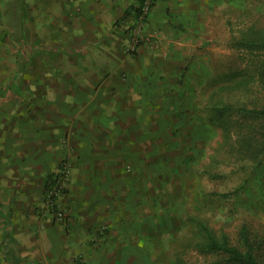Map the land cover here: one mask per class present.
Here are the masks:
<instances>
[{
    "label": "rangeland",
    "instance_id": "374dc122",
    "mask_svg": "<svg viewBox=\"0 0 264 264\" xmlns=\"http://www.w3.org/2000/svg\"><path fill=\"white\" fill-rule=\"evenodd\" d=\"M254 25L264 28V0H0L2 185L35 188L27 166L38 114L54 122L59 135L68 125L71 143L78 144L77 129L88 130L81 138L94 147L87 148L82 170L94 180L99 199L110 200L104 202L110 210L120 193L130 195V211L149 198L137 207L138 216L119 224L130 249L121 254L126 243L105 242L111 249L103 259L100 237L69 226L62 201L81 171L58 147L55 154L62 157L53 172L68 171L58 207L43 201L38 228H14L0 202V264H173L196 215L213 228L234 230L244 217L260 220L258 202L245 204L255 193L258 170L251 174L253 166L242 163L239 144L220 148L222 125L199 122L210 116L211 104L225 99L264 106L263 54L232 43ZM243 79L244 85L234 83ZM230 119L227 135L234 140L243 125L254 123L239 113ZM197 133L202 138L195 145L189 134ZM140 158L153 175L133 195L127 191ZM21 194L18 199L25 198ZM122 204L107 219L124 216ZM9 223L12 228L3 229ZM139 253L144 256L136 263ZM185 257L189 264H211L193 248Z\"/></svg>",
    "mask_w": 264,
    "mask_h": 264
},
{
    "label": "trees",
    "instance_id": "16d2710c",
    "mask_svg": "<svg viewBox=\"0 0 264 264\" xmlns=\"http://www.w3.org/2000/svg\"><path fill=\"white\" fill-rule=\"evenodd\" d=\"M232 43H234L237 47H241L252 52H261L264 57V28H259L255 25L250 26L240 37H233ZM261 65V74H264V59L262 60ZM237 74L240 73H236V75ZM183 78L184 71L182 72V80ZM245 82L246 80L243 79L237 80L234 83L244 85ZM221 102L222 103L211 104L210 116L207 119L205 117L199 118V122L202 123L203 127L210 124L215 126H217V124L222 125L225 135L221 134L222 138L220 139V148L223 149L225 146L239 144L245 155L243 158L245 160L241 159L242 163H248L250 166H253V173L251 174L255 173V169L256 171L258 170L260 178L258 182H256L255 193L251 195V199H245L247 201L245 204L248 206L252 205V202L256 200L259 204L260 216L262 218L255 221L252 218L244 217L240 226L234 230V228H213L205 218L201 215H196L193 220L195 228H192L193 230H191V236L180 244L182 249L171 256L173 264H189L185 254L188 249L192 248L200 254L208 257L211 260V264H264V106H258L255 104L248 105L245 103L233 104L226 99L225 101L221 100ZM234 113H239L246 119L254 120L253 124H245L242 126V129L238 134L239 137L236 140H234L230 135H227L229 132L227 133L226 129L227 125L231 121L230 116ZM201 128L197 129L198 133H202ZM198 133L195 135L189 134V136L195 140V145L197 140L202 138ZM158 136H161V134ZM172 147L174 146L172 145L169 148L171 149ZM194 147L195 146H192L191 149ZM136 163V166L132 170L135 175H132L133 179L129 182L132 187L130 189L129 186L127 191V193H131L133 195L140 192L139 188H142L141 185H147L148 180L153 175V173L151 174L146 171L148 167L144 158L137 159ZM166 164L165 160H162V167ZM62 165V163L59 165L60 169ZM204 171L206 172V170ZM136 175L138 176L135 177ZM59 176V171H52L46 177L43 191V201H45V204L48 191L56 184ZM120 179L125 182L128 181L127 176L123 177V174ZM136 184L138 186H136ZM121 192H123V190ZM128 198H130V195L120 193V197L114 199L112 202V206L118 202L119 204L123 203L121 208L124 209V216H121L118 219L116 218V222L100 218V222L98 224L89 228V232L91 234L100 237L104 241L103 244L105 242L107 245L108 243H112L113 245L111 247H113L116 245L115 242H122V244L126 243L127 245L120 246L122 247L120 249L121 254L123 253L124 248L130 249V245H128L130 240L125 238V236H123V238L119 237L121 235V228H119V224H121L123 219H132V214H134V216H138V208L147 205V201H149L148 198L146 202H137L135 204L136 208L134 207L133 211H130L127 207L128 202H126ZM157 199L158 198H155L154 200L156 201ZM56 207L58 206H55V208ZM119 207V205H116L115 209L117 208V210H119ZM182 223L184 224L185 222L183 221ZM113 230H118V234L114 235ZM110 249V246L106 247V244H104V250H102L103 259L107 258V254ZM143 256V253H139L135 260L136 263L138 260H141Z\"/></svg>",
    "mask_w": 264,
    "mask_h": 264
},
{
    "label": "crops",
    "instance_id": "0c3cea01",
    "mask_svg": "<svg viewBox=\"0 0 264 264\" xmlns=\"http://www.w3.org/2000/svg\"><path fill=\"white\" fill-rule=\"evenodd\" d=\"M35 116L39 124H37L38 127L36 126L32 131L34 132L36 141L34 151H32L31 154L32 161L30 162V167L27 166L34 172V176L36 178V182H34L35 188L27 187L29 191H27V188H22L21 191L24 193L25 198L22 199L20 197L21 199H18V191L22 196V192L17 190L21 189V186L16 189L17 186L15 187L16 184L14 183L2 185L3 183L0 182V202L6 204L5 217L14 220V228H24L26 231L30 228H38L40 219L43 220V216H45L43 206L45 179L48 174L53 171L55 163H59L60 157H62H57L59 154H55L56 149L58 147H64L67 149L66 154L68 152V157L71 156V158L73 157L74 159L71 161L72 167L74 168L75 165H78L80 169L79 171H81L70 183V187L66 190V195L62 201L68 213L71 214V222H69L70 228H91V226L96 225V222H98L100 218H104V220H106V215L110 210V207L106 206V203L110 200L108 198L102 199V197L99 199L100 193L94 189L96 187L94 180L85 173V170H82V167L86 169V160L90 158V156L86 153L87 148L94 147L92 144L85 145L83 143V138H81V135L86 133L88 130L77 129L75 133L76 137H78V144L73 142L71 143L68 141L70 140L68 138L70 135V130H68L67 127L68 125H61L62 134L59 135L56 133L57 129H55L58 128L59 130V127L56 126L54 122H48L47 119L38 117V114ZM98 130L95 131L98 134L101 133L100 130ZM17 133L14 134L13 132V136L15 138H17ZM66 141H68L69 145L65 144ZM13 144L15 145L16 143ZM71 150H74V152L71 153ZM76 158H78V163L76 162ZM71 175L73 177V173H71ZM79 186L81 188L78 190ZM27 194H29L28 197ZM105 200L107 201L106 203H104ZM115 206L116 204L113 205L112 208L115 209ZM0 208L2 207L0 206ZM33 218H35V222L32 224L31 220ZM35 223H37L36 226ZM12 224H6L8 227L6 226L3 229L12 228ZM46 228L53 227L49 226Z\"/></svg>",
    "mask_w": 264,
    "mask_h": 264
},
{
    "label": "built area",
    "instance_id": "2783aa9c",
    "mask_svg": "<svg viewBox=\"0 0 264 264\" xmlns=\"http://www.w3.org/2000/svg\"><path fill=\"white\" fill-rule=\"evenodd\" d=\"M67 171L68 170H65V168H62V170L59 171L60 176L57 179L56 184L53 187H51L48 191V195H47L48 203L52 207H55V199L60 195L62 191V186L64 183V176L66 175ZM58 215L61 217L63 214L61 212H58Z\"/></svg>",
    "mask_w": 264,
    "mask_h": 264
}]
</instances>
